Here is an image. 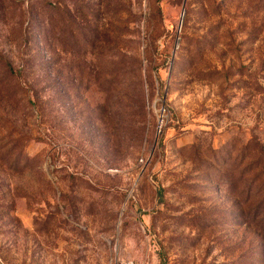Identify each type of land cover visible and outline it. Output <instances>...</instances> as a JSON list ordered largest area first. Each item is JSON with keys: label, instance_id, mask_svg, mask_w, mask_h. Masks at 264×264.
Returning a JSON list of instances; mask_svg holds the SVG:
<instances>
[{"label": "rangeland", "instance_id": "obj_1", "mask_svg": "<svg viewBox=\"0 0 264 264\" xmlns=\"http://www.w3.org/2000/svg\"><path fill=\"white\" fill-rule=\"evenodd\" d=\"M20 1L0 264H264V0Z\"/></svg>", "mask_w": 264, "mask_h": 264}, {"label": "trees", "instance_id": "obj_2", "mask_svg": "<svg viewBox=\"0 0 264 264\" xmlns=\"http://www.w3.org/2000/svg\"><path fill=\"white\" fill-rule=\"evenodd\" d=\"M22 1L20 0H0V20H7L8 18L11 20L19 19V25L21 27L20 34L21 38L25 35V30L23 32L22 26L25 22L28 24V27H31L33 22H36L38 17L35 14L34 5L33 3H28V6L25 9L22 8ZM64 0H56L54 2V7L49 9L50 11L60 12L64 15V18L67 20L69 19V10L65 6H63ZM62 6V8L59 7ZM0 87H2V91L5 93L7 92L8 95H12L11 86H16L20 88V85H14V80L17 79L15 76V71H13L12 65L9 61L5 60L4 57L0 56ZM7 87H4L6 86ZM11 87V88H10ZM13 89V88H12ZM6 93V94H7ZM28 159V158H27Z\"/></svg>", "mask_w": 264, "mask_h": 264}, {"label": "built area", "instance_id": "obj_3", "mask_svg": "<svg viewBox=\"0 0 264 264\" xmlns=\"http://www.w3.org/2000/svg\"><path fill=\"white\" fill-rule=\"evenodd\" d=\"M124 264H134L133 262H126V263H124ZM142 264H148L147 262H145V263H142Z\"/></svg>", "mask_w": 264, "mask_h": 264}]
</instances>
